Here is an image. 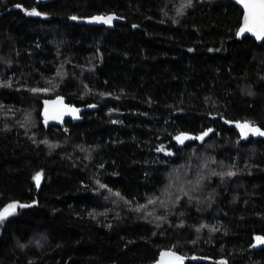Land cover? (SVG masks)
Here are the masks:
<instances>
[{"label":"trees","instance_id":"16d2710c","mask_svg":"<svg viewBox=\"0 0 264 264\" xmlns=\"http://www.w3.org/2000/svg\"><path fill=\"white\" fill-rule=\"evenodd\" d=\"M241 17L230 0H0V212L17 205L0 264H264V141L230 126L264 129V41L236 38ZM57 97L81 113L45 128Z\"/></svg>","mask_w":264,"mask_h":264},{"label":"water","instance_id":"95a60500","mask_svg":"<svg viewBox=\"0 0 264 264\" xmlns=\"http://www.w3.org/2000/svg\"><path fill=\"white\" fill-rule=\"evenodd\" d=\"M36 1L44 3L48 0H36ZM230 1L236 4L242 12L241 22L237 29L236 38L242 39L244 37H250L254 39L258 44H261L264 41V39H257L256 36L253 35L252 32H244L238 35L240 28L244 25V15H245L246 9L244 8L241 0H230ZM109 16L113 17V19L111 20V23L97 22L95 19L97 17L107 18ZM75 20H77L79 23L83 25L104 26L107 28H112L114 24L119 20V18L115 14H107V15H94L88 18H81V19H75ZM46 112H47V116H46ZM80 113H81L80 109L70 106L60 97L46 100L43 104V109L41 111L42 124L45 128H48L49 126H62L66 120L77 121ZM245 123L247 122H233L230 124V126H232L237 132V134L239 135V138L241 139V141L246 142L250 139L257 140V141H264V136L253 134L250 130H247V129L245 130L247 132V135L246 136L242 135L241 128L238 127L237 125H243ZM247 124L250 126V128H259L261 131H264V129L260 128L259 126L250 125L249 123ZM252 247L254 249H262L264 248V243H260L256 239ZM164 253L173 254L170 256H163V260L166 262V264H186L188 261L193 260V259L183 257L173 251L164 250L160 252L159 257L154 264H161L162 254ZM175 257H179L180 259L176 260Z\"/></svg>","mask_w":264,"mask_h":264},{"label":"snow or ice","instance_id":"6c2138e0","mask_svg":"<svg viewBox=\"0 0 264 264\" xmlns=\"http://www.w3.org/2000/svg\"><path fill=\"white\" fill-rule=\"evenodd\" d=\"M241 2L243 3L246 12L244 15V25L240 28L238 35L244 32H252L257 39H264V0H241ZM28 14L39 15V13L36 12L35 10L29 12ZM73 19H75V17H73ZM95 19L97 22L111 23L113 17L111 16L107 18L97 17ZM46 116H47V112H46ZM237 126L241 128L242 135L245 136L247 135V132L245 131L247 129L250 130L253 134L264 136V131H261L259 128H250V126L247 123ZM205 135H207V133H205ZM177 140L181 143L183 142V139L181 137H177ZM228 175H232V173L229 172ZM40 178L41 177L39 174H37L34 177L37 186H39ZM27 206L28 205H19V207H27ZM16 207L17 205L15 203L9 204L2 212H0V220H2L6 214H9L10 211L14 210ZM257 241L260 243H264V238L257 237ZM170 255L173 254L171 253L162 254L161 264H166V262L163 260V256H170ZM175 259L179 260L180 258L175 257Z\"/></svg>","mask_w":264,"mask_h":264}]
</instances>
